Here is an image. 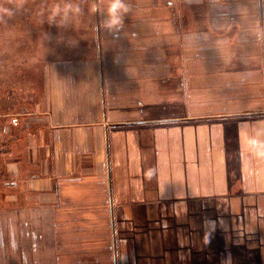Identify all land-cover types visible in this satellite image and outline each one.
Returning a JSON list of instances; mask_svg holds the SVG:
<instances>
[{"label": "crops", "instance_id": "crops-1", "mask_svg": "<svg viewBox=\"0 0 264 264\" xmlns=\"http://www.w3.org/2000/svg\"><path fill=\"white\" fill-rule=\"evenodd\" d=\"M127 3L1 87L0 264H264V0Z\"/></svg>", "mask_w": 264, "mask_h": 264}, {"label": "rangeland", "instance_id": "rangeland-1", "mask_svg": "<svg viewBox=\"0 0 264 264\" xmlns=\"http://www.w3.org/2000/svg\"><path fill=\"white\" fill-rule=\"evenodd\" d=\"M91 2L85 0L83 14L74 22L84 18ZM45 3L51 5L54 0H27L19 11L9 5L14 15L7 23H0V90L5 83L12 87L25 76L32 80L35 65L53 60V35L65 37V27L58 28L44 21L41 13Z\"/></svg>", "mask_w": 264, "mask_h": 264}, {"label": "clouds", "instance_id": "clouds-1", "mask_svg": "<svg viewBox=\"0 0 264 264\" xmlns=\"http://www.w3.org/2000/svg\"><path fill=\"white\" fill-rule=\"evenodd\" d=\"M26 3L27 0H0V23H7L13 17L14 13L9 9V5L19 11ZM84 3L85 0H54L51 5L44 4V11L41 14L49 25L58 28L65 27L83 14ZM90 11L102 14L100 29L115 34L123 28L124 17L129 12V5L127 0H107V7L103 11L99 7L90 9ZM261 35L264 36V29L261 30ZM253 147L260 146L254 141ZM259 154L264 155V150H261Z\"/></svg>", "mask_w": 264, "mask_h": 264}]
</instances>
